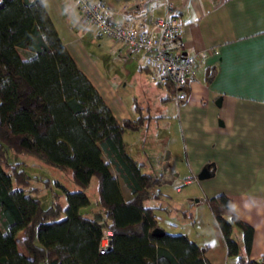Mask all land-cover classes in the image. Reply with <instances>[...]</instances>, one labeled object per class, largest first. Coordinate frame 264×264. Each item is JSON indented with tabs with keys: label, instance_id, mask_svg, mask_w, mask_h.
<instances>
[{
	"label": "trees",
	"instance_id": "trees-1",
	"mask_svg": "<svg viewBox=\"0 0 264 264\" xmlns=\"http://www.w3.org/2000/svg\"><path fill=\"white\" fill-rule=\"evenodd\" d=\"M214 76L209 72L207 80ZM143 121L116 120L61 40L43 0H0V264H212L207 248L166 232L155 214L162 208L146 205L161 198V178L144 173L124 141L125 131H138ZM9 151L70 173L81 190L65 191L66 207L57 196L43 209L26 191L31 177L10 162ZM94 177L101 220L82 213L91 206L86 191ZM206 203L228 257L264 263V257L249 259L255 231L229 210L232 200L218 195ZM235 228L243 234L246 258ZM106 232L111 243L101 254ZM20 233L27 254L19 250Z\"/></svg>",
	"mask_w": 264,
	"mask_h": 264
},
{
	"label": "crops",
	"instance_id": "crops-1",
	"mask_svg": "<svg viewBox=\"0 0 264 264\" xmlns=\"http://www.w3.org/2000/svg\"><path fill=\"white\" fill-rule=\"evenodd\" d=\"M107 1L113 4L116 20L137 21L143 29H148L152 19L163 13V0ZM174 2L176 15L185 26L175 45L181 46L185 54L198 58L196 80L188 88L187 100L181 104L173 99L174 88L170 84L158 83L155 70L146 65L143 55L129 56L123 44L102 36L94 26H84L77 0H43L61 40L116 120L122 123L145 119L138 131L124 133L125 144L131 131L143 145V152L136 154L127 144L126 149L142 164L144 173L162 178L158 170L166 155L158 142L167 143L174 129L182 143L178 155L181 167L170 176H175L173 184L177 183L179 194L183 192L182 186L193 188L190 194L196 203L188 196H181L173 203L174 211L183 219L192 217L193 225L183 224L182 234L207 248L212 264H239L237 257H228L221 232L206 203V199L225 195L239 209L236 212L239 219L254 229L249 259L261 262L264 257V0ZM211 71L215 76L208 81ZM147 142L156 143L153 150L147 151L144 146ZM169 154L170 170L175 155ZM205 169L209 177L200 180ZM121 189L124 198L130 200V192L127 195L122 185ZM171 207L166 208L170 211ZM234 238L246 258L243 234L237 228ZM17 240L19 250L27 254L20 248L19 236Z\"/></svg>",
	"mask_w": 264,
	"mask_h": 264
},
{
	"label": "built area",
	"instance_id": "built-area-1",
	"mask_svg": "<svg viewBox=\"0 0 264 264\" xmlns=\"http://www.w3.org/2000/svg\"><path fill=\"white\" fill-rule=\"evenodd\" d=\"M77 3L84 26H94L102 36L123 44L129 56L143 55L146 65L155 70L158 83L174 86L175 101L181 104L187 100L188 88L197 77L198 58L175 45L185 26L176 15L174 0H163L162 15L153 18L148 29L137 21L116 20L113 4L107 0H77ZM110 238L111 233L106 232L101 254L108 249Z\"/></svg>",
	"mask_w": 264,
	"mask_h": 264
},
{
	"label": "rangeland",
	"instance_id": "rangeland-1",
	"mask_svg": "<svg viewBox=\"0 0 264 264\" xmlns=\"http://www.w3.org/2000/svg\"><path fill=\"white\" fill-rule=\"evenodd\" d=\"M163 130H161V136H164ZM130 135H126V144L130 151L135 152H143V145L141 142H137L136 134L135 132L128 131ZM174 133V134H173ZM173 133L171 135V139L167 143L165 142H158V147L162 150L163 149V155L165 156L167 152H172L175 156L171 160L172 167L169 170L168 174L173 175L177 174V167H181V163L179 162V154L181 153V146L182 143L179 141V139L176 138L177 135H175L174 129ZM156 143L147 142L145 143V148L147 151L153 150ZM168 146L167 148L165 146ZM151 161H153L152 158H150ZM9 160L11 163L14 164H21L20 167L23 169L28 176L31 177V182L28 185V189L26 190L29 195H31L33 198L38 199L41 201V205L43 209H48L52 206L53 200L55 197L60 196L59 201L60 203L66 207L67 200H66V194L65 191L68 192H76L80 191L81 188L75 184L73 177L70 173L66 171H62L58 168L49 166L41 162L40 160L28 156V155H16L12 151H9ZM150 161V160H148ZM183 169V166H182ZM115 173V172H114ZM159 173L162 174V167L159 172L158 170V176ZM116 174V173H115ZM154 175V174H153ZM155 176V175H154ZM123 189L127 192V195L129 194V191L126 189L125 185L122 183ZM98 186L99 182L96 177L93 178L90 187L86 191L89 200L91 202V206L89 208L83 209L82 213L87 217H94L99 220L103 218V213L101 212V208L99 207V192H98ZM176 184H164L160 181V185L158 188L162 192V196L159 199H150L146 205L150 207H158L159 209L162 208L159 211H156L155 214L157 215L159 225L167 229V231H172L171 234L173 235H180L185 232V229H183V224L188 223L190 226L193 225L192 221L190 219H183L182 216L178 213H176L173 209V203H176L182 198L181 196H188L190 199H193L194 197L191 196V188H186L182 186V194H179L176 192L177 188ZM193 189V188H192ZM194 191V190H193ZM196 201V200H195ZM193 204H196L195 202ZM168 205L172 206L170 208V211L167 210L166 207ZM189 206V205H188ZM187 208H190L187 207ZM64 216V215H63ZM169 233V232H168ZM23 238L24 235L21 233L19 235V245L20 248L26 251L25 246L23 244Z\"/></svg>",
	"mask_w": 264,
	"mask_h": 264
},
{
	"label": "water",
	"instance_id": "water-1",
	"mask_svg": "<svg viewBox=\"0 0 264 264\" xmlns=\"http://www.w3.org/2000/svg\"><path fill=\"white\" fill-rule=\"evenodd\" d=\"M170 154L168 152V154H166V157L164 159V164L162 166V178H161V182L164 183V184H173V181H174V178L175 176H170L168 175V170L170 168ZM208 170L205 169L203 171V173L199 176V179L200 180H203V179H207L209 177V174L207 173ZM156 235H160L162 234V230H156L154 232ZM261 264H264V263H261Z\"/></svg>",
	"mask_w": 264,
	"mask_h": 264
},
{
	"label": "clouds",
	"instance_id": "clouds-1",
	"mask_svg": "<svg viewBox=\"0 0 264 264\" xmlns=\"http://www.w3.org/2000/svg\"><path fill=\"white\" fill-rule=\"evenodd\" d=\"M228 207H229V210L230 211H233V212H238L239 211V209L237 208V206L234 205V204H229ZM245 207H248V205H245Z\"/></svg>",
	"mask_w": 264,
	"mask_h": 264
}]
</instances>
